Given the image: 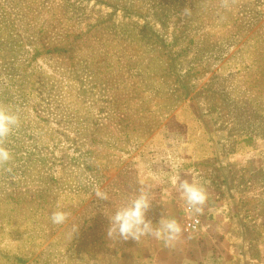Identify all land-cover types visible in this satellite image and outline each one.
<instances>
[{
	"label": "rangeland",
	"instance_id": "rangeland-1",
	"mask_svg": "<svg viewBox=\"0 0 264 264\" xmlns=\"http://www.w3.org/2000/svg\"><path fill=\"white\" fill-rule=\"evenodd\" d=\"M0 105V264H132L105 214L191 173L264 254V0H0Z\"/></svg>",
	"mask_w": 264,
	"mask_h": 264
},
{
	"label": "crops",
	"instance_id": "crops-1",
	"mask_svg": "<svg viewBox=\"0 0 264 264\" xmlns=\"http://www.w3.org/2000/svg\"><path fill=\"white\" fill-rule=\"evenodd\" d=\"M181 179L197 180L206 188L209 196L201 217V226L193 232L184 233L173 247H165L163 241L145 236L140 244L128 252L132 264H234L236 261H262L264 254L252 257L234 231L242 230L240 215H232L227 203L219 201L218 192L209 182L203 181L193 173L178 176ZM175 189V187H174ZM174 196L166 199L164 217L175 218L181 226L186 205L174 190ZM162 217V216H161ZM160 217V218H161ZM157 218L154 224L158 223ZM183 229V228H182ZM243 245V246H242Z\"/></svg>",
	"mask_w": 264,
	"mask_h": 264
},
{
	"label": "clouds",
	"instance_id": "clouds-1",
	"mask_svg": "<svg viewBox=\"0 0 264 264\" xmlns=\"http://www.w3.org/2000/svg\"><path fill=\"white\" fill-rule=\"evenodd\" d=\"M182 13L190 16L191 10L186 7ZM19 122V115L16 112L0 105V167L12 159L9 149L4 145L14 129L19 126ZM173 184L180 199L186 205L187 211L193 216L202 215L209 196L203 184L197 180L189 181L179 177L173 181ZM95 195L102 201L109 200L108 193L102 191L99 186L95 188ZM151 207L152 200L149 193L141 190L139 194L129 198L125 204L117 208L113 214H105L109 220L106 232L108 239L132 240L139 243L142 237L151 236L158 241H163L165 247H173L181 237L183 231L181 224L175 218L164 216L154 224L147 218ZM70 215L68 211L56 210L51 213L50 219L53 225H62ZM78 230L79 227L73 226L69 233L70 238L73 239Z\"/></svg>",
	"mask_w": 264,
	"mask_h": 264
},
{
	"label": "built area",
	"instance_id": "built-area-1",
	"mask_svg": "<svg viewBox=\"0 0 264 264\" xmlns=\"http://www.w3.org/2000/svg\"><path fill=\"white\" fill-rule=\"evenodd\" d=\"M182 225L184 233L193 232L201 226V217L200 215L193 216L185 209Z\"/></svg>",
	"mask_w": 264,
	"mask_h": 264
}]
</instances>
